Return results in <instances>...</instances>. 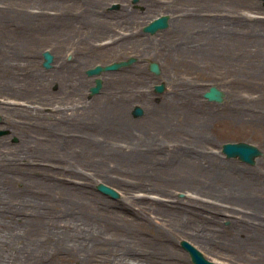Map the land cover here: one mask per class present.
Here are the masks:
<instances>
[{"label":"rangeland","instance_id":"obj_1","mask_svg":"<svg viewBox=\"0 0 264 264\" xmlns=\"http://www.w3.org/2000/svg\"><path fill=\"white\" fill-rule=\"evenodd\" d=\"M189 1L175 9L174 0H0L1 231L41 232L66 203L109 220L112 213L95 208L110 205L126 218L109 224L124 232L138 227L134 214L146 216L153 232L170 234L182 264H194L182 245L187 238L170 229L166 212L156 208L176 203L171 215L179 214L199 235L192 245L207 259L264 264V235L257 227L264 210L249 224L235 225L233 215L251 213L253 206L230 189L264 178V5L225 3L224 15L241 24L230 28L225 21L216 44L211 23L192 19L197 10ZM166 13L167 28L142 30ZM46 49L54 54L49 68L43 65ZM130 56L137 61L104 73L100 91L90 94L94 77L87 68ZM151 61L159 63L160 74L149 69ZM161 82L165 90L158 93L154 85ZM211 85L225 91L223 102L203 96ZM136 105L143 114H132ZM197 140L205 154L224 163L200 165L186 179L162 174L175 154L191 152L177 145ZM231 141L250 142L263 153L253 164L227 157L222 145ZM99 183L118 196L99 190ZM221 188L226 195L215 194ZM84 231L79 238L88 242L93 233ZM246 237L255 243L245 244Z\"/></svg>","mask_w":264,"mask_h":264},{"label":"bare ground","instance_id":"obj_2","mask_svg":"<svg viewBox=\"0 0 264 264\" xmlns=\"http://www.w3.org/2000/svg\"><path fill=\"white\" fill-rule=\"evenodd\" d=\"M231 2H234V0H225L224 3L229 5ZM211 18V16L210 18L208 16L205 19L211 23L212 30L217 33L216 44L220 43L218 41L219 30L222 29L225 21L230 28L241 24L239 18L237 19L235 15L229 14L225 16L223 14L219 21L213 22L214 24H212L211 21L213 19ZM115 115H118V112ZM117 124L119 123H116L115 127H118ZM177 147L180 151L191 152L188 154H175L176 158L170 159L172 165H167L169 167H165V171L162 173L166 176L176 174L181 179H186L187 174L196 172L200 165L213 169L216 162L224 163L216 160L217 156L211 153L205 154V149H201L198 140L196 143L177 145ZM127 158H140V161H145L149 159V156L130 155ZM146 166L144 165V167ZM212 171L217 173L216 170ZM229 172L230 174L233 173L232 170ZM228 178L230 179L231 177ZM234 179L238 181V177H234ZM259 179L253 180L249 178L241 186L230 187L239 197L250 202L253 206L251 213L241 210L242 212L237 211V215H233L232 221L235 225L237 223L242 226L249 224L255 220V214L259 213L257 210H264V178ZM246 184L249 185L245 186ZM224 191V188L217 189L218 193L215 194L226 195ZM234 192L231 191L230 193ZM62 195L70 197L66 195V192H62ZM17 203L21 204L20 202ZM74 207H71V204L68 206L66 203L59 216L46 219L45 226L41 229V232L21 235L14 231L10 233L0 230V264H51L54 258L59 259L60 264H157L156 261H160L161 264H167V262L170 264L184 263V259L173 252V245L169 240L170 234L161 230L153 232V221L150 218L134 214L132 220L137 223L138 227L133 228V226L129 225V229L121 232L119 226L111 225L108 221H123L126 216L114 214L110 205L99 204L95 208L100 213H112V218L109 220L99 214L85 215L86 213H83L80 208L75 209ZM178 207L179 204L177 205L176 203L156 205L157 209L163 210L169 217L170 229L182 232L187 241L192 243V238L198 239L200 237L196 232L188 231L179 214L171 215V211L175 212ZM219 219H223V217L220 216ZM257 227H261V232L264 235V221L260 220ZM84 230H89L93 233V238L88 242L79 238L85 232ZM235 239L233 238V240ZM207 242L209 243V241ZM243 242L245 244L255 243L250 242L247 237L243 238ZM162 260H165V262H162Z\"/></svg>","mask_w":264,"mask_h":264},{"label":"water","instance_id":"obj_3","mask_svg":"<svg viewBox=\"0 0 264 264\" xmlns=\"http://www.w3.org/2000/svg\"><path fill=\"white\" fill-rule=\"evenodd\" d=\"M169 14L160 15L153 20H151L148 24L144 26L145 32H150L151 34L156 33L160 29H164L169 25ZM44 61L43 65L47 68L52 66V62L54 60V55L49 50H45L43 52ZM136 61V57H129L127 60L113 61L111 63H107L105 65L97 64L94 67H90L87 69L88 75H100L105 71L116 70L121 68L122 66L130 65L131 63ZM149 68L156 74L161 72L160 65L157 61H151L149 64ZM103 85V79L101 77L95 78V84L90 87V94L93 95L98 93ZM157 92H162L165 89V83L162 82L160 84H156L154 86ZM225 96L224 90L220 89L216 85H212L208 90L204 92V97L211 101L223 102ZM133 113L135 116H139L143 114V108L139 105L135 106ZM223 152L228 157H238L240 160L253 164L256 161V158L262 154V150L249 142L239 141V142H226L222 146ZM98 189L103 191L106 194L111 196H118V192L105 183H99ZM182 245L186 250L189 251L192 260L195 264H217L213 261L208 260L203 253L192 245L187 240L182 241Z\"/></svg>","mask_w":264,"mask_h":264},{"label":"flooded vegetation","instance_id":"obj_4","mask_svg":"<svg viewBox=\"0 0 264 264\" xmlns=\"http://www.w3.org/2000/svg\"><path fill=\"white\" fill-rule=\"evenodd\" d=\"M186 1L189 0H174V8L178 9V7L182 6L183 4H187ZM230 1V0H227ZM184 2V3H183ZM186 2V3H185ZM225 0H190L189 1V6L195 8V10H197L195 12V16L192 17V19H205L206 17L209 18L210 16L212 17L211 19H213L212 24H214L213 22H217L222 18V15L224 14L223 11V6ZM239 4V0H234V2H231L229 5H231L232 7L236 8ZM210 6V10H212L211 12H206L207 7ZM205 10V11H204ZM203 11L205 13H203ZM205 15V16H204ZM86 26V24H85ZM62 30H65L64 26L62 27ZM64 34V33H62ZM78 35L76 33L75 30L72 31V37L73 39H75V36ZM65 42H68L65 38L63 39ZM68 58H72V55H69Z\"/></svg>","mask_w":264,"mask_h":264}]
</instances>
